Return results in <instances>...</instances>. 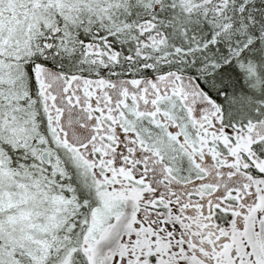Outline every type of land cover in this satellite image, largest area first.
<instances>
[{"label":"snow or ice","instance_id":"obj_1","mask_svg":"<svg viewBox=\"0 0 264 264\" xmlns=\"http://www.w3.org/2000/svg\"><path fill=\"white\" fill-rule=\"evenodd\" d=\"M0 264H264V0H0Z\"/></svg>","mask_w":264,"mask_h":264}]
</instances>
